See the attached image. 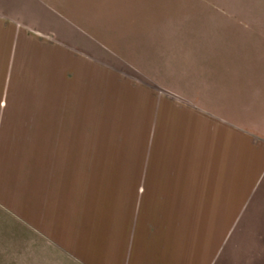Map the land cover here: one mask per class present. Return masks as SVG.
<instances>
[{"label":"crops","instance_id":"obj_1","mask_svg":"<svg viewBox=\"0 0 264 264\" xmlns=\"http://www.w3.org/2000/svg\"><path fill=\"white\" fill-rule=\"evenodd\" d=\"M76 17L0 0L1 264H264L263 122L92 67Z\"/></svg>","mask_w":264,"mask_h":264},{"label":"rangeland","instance_id":"obj_2","mask_svg":"<svg viewBox=\"0 0 264 264\" xmlns=\"http://www.w3.org/2000/svg\"><path fill=\"white\" fill-rule=\"evenodd\" d=\"M64 2L90 34L92 51L106 57L103 62L92 55V67L107 68L130 83H152L132 61L161 82L191 85L188 94L224 105L248 123L264 124V0ZM254 214L244 245L252 244L264 224L263 215ZM252 260L258 264L259 253H252Z\"/></svg>","mask_w":264,"mask_h":264}]
</instances>
